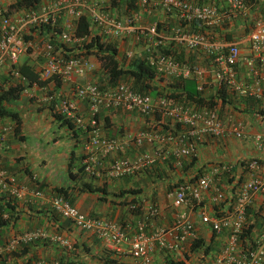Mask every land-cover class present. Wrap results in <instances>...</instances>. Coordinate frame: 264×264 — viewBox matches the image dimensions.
<instances>
[{
	"label": "built area",
	"instance_id": "obj_1",
	"mask_svg": "<svg viewBox=\"0 0 264 264\" xmlns=\"http://www.w3.org/2000/svg\"><path fill=\"white\" fill-rule=\"evenodd\" d=\"M41 1L34 9L9 14L0 6V67L5 63L10 66L8 84L26 83L16 64L19 57L29 53H34L39 61L37 81L56 77L65 83L73 76H83L91 68L87 56L82 54L83 47L98 37L119 41L129 39L131 45L144 41L148 54L143 60L153 72L152 81L159 85L191 80L200 96L206 87L214 91L210 106L172 101L163 91L151 98L133 89L129 81L108 85L106 71L102 81L75 86L72 97L85 102V115L78 114L74 102L67 99H59L55 111L66 117L73 128H82L88 134L82 146L84 172L94 176L103 170L109 179H122L167 160L180 168L183 159L195 158L196 146L204 139L250 140L256 149H261L263 133L244 129L240 121L226 110L228 103H220L218 94L223 92L227 99H251L264 105V13L252 21L243 40L225 42L212 32L224 14L212 3L133 0V12L136 8H144L149 14L152 7L158 6L165 12L176 13L183 30L163 32L155 23L136 25L138 15L133 12L125 14L126 6L119 7L123 11L119 17L106 12L107 9L102 10L94 0ZM227 2L233 13H242L246 8L244 0ZM79 17H84L90 25L87 35L76 36L74 33ZM189 25L201 30H186ZM44 32L47 33L45 36ZM168 43L192 57H200L204 64L180 61L163 54L161 49ZM242 44L245 50H241ZM123 56L128 62L133 52L127 49ZM45 100L50 103L54 97L46 95ZM104 112L136 114L145 121V126L133 134L104 136L100 133L99 123V115ZM258 116L259 121L264 120V116ZM9 130L10 125H0V148L5 144ZM166 145L171 147L167 149ZM243 169L244 178L229 198L219 188L215 174L210 172L176 184L167 193L176 205L198 209L201 220L208 225L212 238L218 243L216 255L209 264H264V169L262 175L257 174L262 167L255 160L246 161ZM215 170L224 173L228 172V167L221 165ZM35 179L34 175L30 177L32 183ZM0 191L14 200H21L26 192L25 186L17 185L8 176L1 159ZM207 192L213 204H227L228 211L224 215L209 216L202 210L203 195ZM254 195L260 197L255 215L257 220L247 212ZM32 196L41 199L43 193L37 188ZM49 205L59 217L95 239L113 247L125 244L130 258L127 264H151L155 249L183 255L198 240L193 223L183 211H178L169 226L146 234V229L159 215V208L154 204L146 206L138 219L125 226L103 217L83 214L59 195L50 197ZM254 221H258L260 227L253 225L250 235L241 237L240 234L255 224ZM44 238L45 233L39 229L14 234L0 246V258ZM52 241L62 247L68 245V241L59 236L52 237Z\"/></svg>",
	"mask_w": 264,
	"mask_h": 264
},
{
	"label": "crops",
	"instance_id": "obj_2",
	"mask_svg": "<svg viewBox=\"0 0 264 264\" xmlns=\"http://www.w3.org/2000/svg\"><path fill=\"white\" fill-rule=\"evenodd\" d=\"M14 1L9 2L8 5ZM107 1L94 0L102 10L105 9L104 5ZM194 2L199 4L212 3L221 13H224L219 25L212 29V32L216 38L225 42L243 40L249 31L248 29L245 32L241 30L244 27L243 24L251 22L249 19L251 13L257 14L255 5L252 7L246 6L245 10L242 11V16L235 17V14L240 13L230 12L227 0H194ZM262 2L259 0L258 3L262 5ZM258 3L256 6H258ZM123 5H119V7L126 6ZM0 6H4L2 5V0H0ZM119 7L118 9L107 8L106 12L119 16L123 12ZM134 10V12L133 9L130 10L129 13L133 12L138 15L136 25L155 23L157 28L163 32L172 29L183 30L181 29L183 28L182 23L174 12H165L158 6L152 7L149 14L145 12L144 8H136ZM192 26L189 25L186 30H201ZM46 34L45 32L43 33L44 36ZM99 39L115 48V59L122 68L128 67L130 61L134 59H144L148 54L147 46L142 40L131 45L129 39L125 41H119L114 38ZM240 48L245 50V45L242 44ZM127 49L133 52V57L128 62L123 56L124 51ZM183 54V60L204 64L200 57H192L190 54L186 55L185 51H183ZM87 60L91 68L83 76H73L70 81L65 83L53 77L41 86L34 83L28 85L27 78L22 75L26 79V83L18 84L23 89L19 92L16 99L8 104V107L17 114L19 122L15 125L14 121L8 117L0 118V125H10V130L5 137V144L0 148V159L3 168L7 171L8 176L13 179L14 183L26 187L24 197L21 200H14L16 219L11 224H6L0 229V246L12 235L34 229L41 230L46 237L4 254L0 258V264H36L38 262L57 264H127L130 262L128 247L125 244L113 247L108 243L97 240L89 233L74 228L69 221L62 219L51 210L49 198L55 194L54 190L58 188H63L66 191L70 204L79 212L91 217H103L113 220L122 226L133 223L140 217H135L134 220H131L126 211V204L123 205V202L128 203L131 198L135 197L136 200L140 199L143 210L153 202L159 208V215L151 226L146 229V234L155 233L157 229L169 226L178 211L185 212L188 219L193 223L198 240H201L204 245H209L213 248L209 255H204L202 252L203 256H205L203 259L208 260L207 264H209L216 255L218 243L212 238L208 225L201 220L198 209L176 205L167 196V193L177 183L189 181L191 176L200 171L198 176L209 172L215 174L214 177L218 182L219 188H222L229 198L239 184L237 177L241 176V181L243 180L245 174L243 165L249 159H256L260 167H262L257 174L262 175L264 169V131L262 132L264 120L259 121L257 116L260 115L263 118L264 105L257 103L253 107H247L242 103L243 99L241 98H228L229 102L225 105L226 110H229L232 116L240 121L244 129L248 128L251 132L260 131L263 133V143L259 150L253 146L251 141L247 140L242 141L232 138L204 139L196 146L195 158L183 159L180 168L174 167L171 161L167 160L156 164L148 170L139 171L122 179H109L103 170L93 176L84 172V170L81 171L84 158L82 146L87 139V132L82 130V128L69 129L65 126H60L51 116V108L55 111L59 99H67L74 102L76 112L85 115V102L75 100L72 97V90L75 86L81 84L92 83L95 80L102 81L105 77L104 70L93 54L87 56ZM21 64L27 65L36 73L40 66L34 53L19 57L16 67L18 68ZM9 69L10 66L7 63L0 67V86L2 87L15 85V83L8 84ZM240 73L243 76L242 70ZM166 85L162 86L158 82H151V86L156 89V92L170 90ZM213 92L211 87H206L201 97L209 98ZM46 95L53 96L54 100L50 103L46 102ZM257 109L261 110L263 114H259L256 111ZM99 123L100 133L107 137H120L127 134L125 133L127 130L136 133L145 126V121L136 114L117 112L100 114ZM27 135L32 139L28 145L26 144ZM170 147L171 145H166L167 149ZM241 162L243 164H240ZM221 165L228 167L229 177H233L230 183L226 182L223 173L215 170ZM32 175L36 178L35 183L30 181ZM85 187L90 188L91 191H80V189ZM37 188L43 193L41 199L32 196V192ZM131 191H139V193L138 195L131 194ZM4 197H6V194L0 191V204L4 203ZM259 202L260 197L254 195L249 208L252 210V214L257 212ZM201 206L202 210L209 216L224 215L228 211V206L224 202L213 204L210 201L208 192L203 195ZM252 214L251 218H253ZM255 226L256 228L260 227L258 221H256ZM54 236L66 239L68 245L62 247L52 241ZM192 259L185 257L184 254H170L155 249L151 255V264H166L170 261L195 264Z\"/></svg>",
	"mask_w": 264,
	"mask_h": 264
},
{
	"label": "trees",
	"instance_id": "obj_3",
	"mask_svg": "<svg viewBox=\"0 0 264 264\" xmlns=\"http://www.w3.org/2000/svg\"><path fill=\"white\" fill-rule=\"evenodd\" d=\"M249 4V6H253L254 0H245ZM40 3V0H15L13 3L8 5L5 8L6 13H14L17 11L22 10H28V9H34L38 4ZM133 0H108L105 3V9L112 8V9H118L119 5L125 4L126 5V13L129 15V11L133 9ZM107 4V5H106ZM45 30H47V27H43ZM90 25L88 21L84 17H79L76 23V28L74 30V33L76 36H83L87 35L89 33ZM85 51L82 53L85 56L94 55L96 59L99 61V64L101 68L107 72V79L106 83L108 85L114 84L116 81H129L132 88L138 91L143 92L144 94H147L149 97H154L157 94L161 93V91L156 92V89L151 86V82L153 79V72L152 70L147 66L146 62L142 59H134L130 61V64L126 68H122L118 65L117 60L115 59V48L103 41H100L98 37H94L91 39V42L86 44L84 47ZM161 52L163 54H169L174 57L176 60H183L184 54L181 49H175L173 47V44L168 43L167 45H164L161 49ZM18 71L21 75H23L28 80V85H31L32 83H35L38 86H41L45 84L46 81H37L36 72L32 70L30 67H28L25 64H21L18 68ZM191 81V80H186ZM186 81H175V82H169L166 86L170 88V90H164L165 95L171 99L172 101H178V102H193L196 105H212V99L214 97V94H212L208 100H205L203 97L199 95V93L196 92L195 88L194 91H191L186 88ZM23 87L21 85L15 84V85H8L5 87L0 86V118L8 117L11 120L14 121V124L16 125L19 120L18 116L15 112H13L9 107L8 104L16 99L19 92ZM180 89V90H178ZM218 98L221 104L228 103L229 100L223 92L218 94ZM245 106L247 107H253L254 104H257L254 100L251 99H243V102ZM255 108V107H254ZM52 111V118L59 123L60 126H65L66 128L73 129V125L69 122V120L64 117L63 115L59 114L57 111H54L51 108ZM259 114H263L261 110H256ZM15 127V126H14ZM15 130V128H14ZM263 143V142H262ZM249 160H255L256 159H249ZM258 160V159H257ZM240 164H243L241 162ZM81 171H83V166L81 168ZM200 171L193 176L190 177L189 181L194 180L196 177H198ZM223 175H225L226 182L230 183L233 179V177H229L228 172H224ZM242 177L238 176L237 181H241ZM238 182V183H239ZM237 183V184H238ZM180 184V183H177ZM85 190L90 192V188H82L80 191ZM90 190V191H89ZM131 194L138 195L139 191H131ZM54 195H59L63 199L67 200L70 203L69 198L67 197L66 191L63 188H58L54 190ZM123 194V192H122ZM4 203L0 204V229L5 226L6 224H11L16 219V211H15V203L14 199H12L10 196L6 195V197L3 198ZM126 204V211L128 215L130 216V219L134 220L135 217L141 216L143 213V208H141L142 203H140V199H137L135 197L131 198V200ZM153 204V202H152ZM151 204V205H152ZM252 210L248 209V213ZM256 215V212L254 213ZM253 215V219L257 220L256 216ZM5 217H2V216ZM256 218V219H255ZM255 223V221H254ZM253 225L247 227V229L240 234L241 237L243 236H249L251 233V230L253 228ZM197 249H201L204 255L209 254L212 251V247L209 245H203L201 240H197L191 244L190 250L195 251ZM166 264H183L182 261H170Z\"/></svg>",
	"mask_w": 264,
	"mask_h": 264
},
{
	"label": "rangeland",
	"instance_id": "obj_4",
	"mask_svg": "<svg viewBox=\"0 0 264 264\" xmlns=\"http://www.w3.org/2000/svg\"><path fill=\"white\" fill-rule=\"evenodd\" d=\"M13 0H2V5H4V6H1L2 8H4L5 6H7L8 5V3L9 2H12ZM255 2L253 3L254 5H255V11L257 10V14H253V13H251L250 14V21L252 22L258 15H260V14H263L264 13V0H261V1H263L262 3V5H260L258 2H259V0H254ZM244 2H245V4H246V6H249V4L247 3V1H245L244 0ZM258 3V6H256V4ZM117 9V8H116ZM259 10V11H258ZM247 12V11H246ZM238 16H242V13H240V14H235V17H238ZM120 17V16H119ZM251 22H247L246 24H243V28L241 29L243 32H245V31H247V29L249 30V28H250V24H251ZM189 53H187L186 55H188ZM192 56V55H191ZM186 83V88L187 89H189V90H191V91H194V88H195V83L193 82V81H186L185 82ZM125 133H134V131H132V132H129L128 130H127V132H125ZM27 138H28V140L26 141V144L28 145L30 142H31V137L29 136V135H27ZM242 141H246V140H242ZM241 141V142H242ZM247 141H249L250 142V140H247ZM203 244V243H202ZM204 245V244H203ZM214 246H215V244H214ZM190 248H191V246H189V248H187L186 250H185V252H184V255H185V257H187V258H193L192 259V261L195 263V264H207V262H208V260L206 261V259L204 258L203 259V257H205V256H203V254H202V251H200L201 249H197L196 251H194L193 253H192V250H190ZM199 252V253H198ZM211 253V252H210ZM209 255V254H208ZM205 260V261H204Z\"/></svg>",
	"mask_w": 264,
	"mask_h": 264
}]
</instances>
